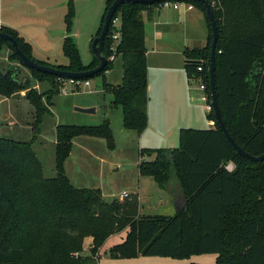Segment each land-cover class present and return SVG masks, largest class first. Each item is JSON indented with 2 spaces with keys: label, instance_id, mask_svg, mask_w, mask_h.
Masks as SVG:
<instances>
[{
  "label": "trees",
  "instance_id": "obj_1",
  "mask_svg": "<svg viewBox=\"0 0 264 264\" xmlns=\"http://www.w3.org/2000/svg\"><path fill=\"white\" fill-rule=\"evenodd\" d=\"M106 0L99 36L108 8ZM218 29L214 56L215 92L221 118L235 143L252 156L264 153V0H207ZM161 3V2H160ZM160 3L120 5L113 19L120 21L119 43L112 46L109 26L102 55L121 58L122 79L117 86L103 80L111 93V109L122 113V126L141 134L147 127V59L142 12L157 10ZM200 10L208 26L203 49L184 52L188 77H201L209 93L208 61L211 30L201 3L186 1ZM64 16L67 36L62 51L66 65L39 62L31 46L17 32L0 27L11 36L21 52L39 65L69 72L94 69L80 61L70 36L75 16L73 0H67ZM11 52L7 61L16 66L0 68V96L10 98L26 91L34 109V137L30 142L0 138V264H92L108 238L126 231L125 239L109 250L110 257L135 259L159 257L186 260L192 256L216 255L215 264H264V161L252 162L228 143L217 123L214 129H181L175 149L141 150L154 155L138 164L139 176L151 177L161 188L174 176L185 208L172 216L139 214L137 198L130 201L103 200L100 189L74 187L64 171L73 139L99 138L113 150L108 119L95 126L58 125L55 128V176L43 175L33 143L44 114L59 95L57 77L26 68L9 42L0 40ZM204 64V71L198 66ZM31 77L20 79L19 66ZM95 77V76H94ZM48 81L50 90L38 94L35 82ZM215 122L214 114L208 115ZM233 166L232 171L227 166ZM92 238L88 255L83 241Z\"/></svg>",
  "mask_w": 264,
  "mask_h": 264
},
{
  "label": "rangeland",
  "instance_id": "obj_2",
  "mask_svg": "<svg viewBox=\"0 0 264 264\" xmlns=\"http://www.w3.org/2000/svg\"><path fill=\"white\" fill-rule=\"evenodd\" d=\"M106 0H73L75 16L73 18L70 36L79 52L80 61L88 65L93 60L91 43L100 24ZM66 0H0V20L2 27L9 28L30 44L31 55L34 60L51 65H66L67 59L63 55L62 36H54L52 32L59 31L58 26L66 30L64 16L67 13ZM0 24V25H1ZM59 28V27H58ZM8 48H0V62L8 59ZM3 66V65H2ZM0 65V68L4 69ZM21 78L31 77L30 72L20 66ZM107 72H109L107 74ZM105 74L88 79L89 86L76 90L66 85L67 93L59 94L52 100L48 112L42 117L39 134L33 143V150L43 165V175L54 177L55 172V128L58 125L95 126L102 122L104 111L85 114L75 111L76 108L86 109L89 104L98 99L112 101L111 93L101 91L103 80L109 85L121 83L122 69L120 59L112 62V67ZM33 89L38 94L50 90L48 81L35 82ZM114 149L110 150L106 142L99 138L78 137L73 144L72 156L65 161L64 171L71 184L76 188L100 189L103 200L110 202L130 201L135 196L121 200L123 192L132 193L135 190L136 170L138 164L151 160L146 154H140L139 144L134 138L135 132L127 131L121 125L119 109L109 112ZM34 123V109L25 97L6 98L0 96V138L19 142H30L34 137L32 129ZM206 123L203 126L206 127ZM131 138H128V134ZM80 139V140H79ZM74 140V139H73ZM85 141V142H83ZM233 169V167H229ZM232 171V170H231ZM174 178V176H173ZM176 182V179L174 178ZM168 184L163 188L168 191ZM162 199V198H161ZM155 201L154 207L147 209L146 215L172 216L173 209L170 201ZM139 214L140 210H139ZM126 231L107 239L101 249L102 257H109V249L113 244L125 239ZM104 251L106 253H104ZM106 254V256H104ZM216 255H200L194 257L203 264H215ZM109 259V258H108ZM164 259L172 264H188L183 260Z\"/></svg>",
  "mask_w": 264,
  "mask_h": 264
},
{
  "label": "crops",
  "instance_id": "obj_3",
  "mask_svg": "<svg viewBox=\"0 0 264 264\" xmlns=\"http://www.w3.org/2000/svg\"><path fill=\"white\" fill-rule=\"evenodd\" d=\"M141 16L145 26L144 43L147 59V127L141 134L135 133L134 138L139 144H142L141 147L139 146L140 151L162 148L175 149L179 145V131L181 129L215 128V122L212 124L213 120L208 119L209 114L205 110L206 105L202 99L203 93L198 88L200 85L199 77H188L184 70V52L206 47L209 34L208 26L203 13L193 5L186 3L181 4L178 9L144 11ZM1 23L2 20H0ZM0 27H2V24ZM58 27V30L62 29L64 31L63 26ZM66 36L67 34L64 31L62 38L64 39ZM7 55H9V50H7ZM116 59H120L121 62L120 56L113 61ZM0 65H3L2 67L5 69L17 64H11L4 60V63L0 62ZM19 71L20 79H25L26 77L21 78L22 70L20 66ZM117 85L119 84L113 86ZM101 91L105 92L102 88ZM25 93L26 91H21L18 95L12 97L22 98L25 97ZM101 103L107 106L103 116L105 118L103 119H108L111 125L109 112L116 110L109 108L111 101L106 102L98 99L96 104H89L86 107H96ZM205 122H207V128L203 126ZM127 134L128 138H131V135ZM77 139L78 137L72 141L73 144ZM71 156L72 150L69 158ZM147 156L151 160L154 158V155ZM168 186V191L161 189L151 177L139 176L137 169L135 190L128 194L137 198L140 215L155 216L144 213L146 208L148 210L153 208L155 201L159 198H162L159 204H164V199L166 202L167 200L170 201L175 214L176 211L185 207V200L180 193L178 182H175L173 177ZM113 237L111 236L108 240L113 239ZM91 245L92 238H85L83 241V255H88ZM101 249L99 250V257L92 264H172L169 261H163L164 259L159 257H137L126 260L113 258L110 255L108 257L105 254L106 259H104L105 257L101 255ZM104 253L106 252L104 251ZM194 257L198 256H192L183 261H187L188 264H203L194 260Z\"/></svg>",
  "mask_w": 264,
  "mask_h": 264
},
{
  "label": "water",
  "instance_id": "obj_4",
  "mask_svg": "<svg viewBox=\"0 0 264 264\" xmlns=\"http://www.w3.org/2000/svg\"><path fill=\"white\" fill-rule=\"evenodd\" d=\"M164 1H175L179 3H185L186 1H195L198 3H201L205 8V16L209 23L210 30H211V44H210V52H209V61H208V75H209V94L211 99V106L215 118V123H217L220 131L223 133L224 137L228 141V143L232 146V148L242 157L252 161V162H262L264 161V153L259 156H252L245 152L242 148H240L233 138L229 135L227 129L225 128V125L223 123V120L221 118V114L218 108L217 99H216V92H215V80H214V72H215V66H214V56L216 51V43L218 41V29L217 25L214 19L213 11L211 8V5L207 0H115L111 4V6L108 8L106 15L104 17V22L102 25V29L100 31L99 36L95 37L92 40L91 43V51L93 55L98 59L99 64L94 69L84 71V72H69V71H63L59 69H55L48 66L39 65L38 63L34 62L33 60L29 59L27 56H25L21 50L18 48L16 41L9 35L0 32V40L9 42L11 46L14 48L15 53L20 58L22 64L31 70H35L42 74H48L55 76L57 78L61 79H84L88 80L99 73H101L104 70V67L106 66L107 59L102 55V50L104 47V41L105 37L107 35V31L109 29V26L113 20V16L117 10V8L124 4V3H135V4H153V3H162ZM52 35L54 36H62L64 35V31H55L52 32ZM101 110L106 111L107 106L103 103L96 107L86 108V109H79L76 108L75 111L85 113V114H94L97 112H100ZM186 205V204H185ZM185 208V207H184Z\"/></svg>",
  "mask_w": 264,
  "mask_h": 264
},
{
  "label": "built area",
  "instance_id": "obj_5",
  "mask_svg": "<svg viewBox=\"0 0 264 264\" xmlns=\"http://www.w3.org/2000/svg\"><path fill=\"white\" fill-rule=\"evenodd\" d=\"M183 4V3H179V2H175V1H164L162 3L159 4L158 6V10L160 9H178L179 6ZM111 27H112V46L111 48L113 49V51L115 50L116 45L119 43V39H120V34H119V28H120V21L118 18H115L112 20L111 22ZM110 60H114V56H112L110 58ZM204 64L206 65V61H203L197 68V70L199 72H203L204 71ZM59 81V94H63L65 95L68 91L66 88V85H70L73 88H75L76 90H80L82 87H88L89 86V82L88 80H84V79H61V78H57ZM200 80V85H199V90L203 93V101L205 102V110L208 114L213 113L212 110V106H211V99H210V94L207 92V85L204 83L203 79L201 77H199ZM212 124H214V121H212ZM229 167H233L231 164H229L227 166V169L229 171H231L232 169H229ZM119 198L121 200L123 199H128L129 198V194L126 192H123L119 195ZM99 256V255H98Z\"/></svg>",
  "mask_w": 264,
  "mask_h": 264
}]
</instances>
